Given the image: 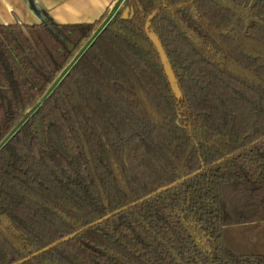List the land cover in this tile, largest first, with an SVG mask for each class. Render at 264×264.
<instances>
[{
  "label": "trees",
  "instance_id": "16d2710c",
  "mask_svg": "<svg viewBox=\"0 0 264 264\" xmlns=\"http://www.w3.org/2000/svg\"><path fill=\"white\" fill-rule=\"evenodd\" d=\"M118 1L0 23V264H264V0Z\"/></svg>",
  "mask_w": 264,
  "mask_h": 264
},
{
  "label": "crops",
  "instance_id": "0c3cea01",
  "mask_svg": "<svg viewBox=\"0 0 264 264\" xmlns=\"http://www.w3.org/2000/svg\"><path fill=\"white\" fill-rule=\"evenodd\" d=\"M43 11L58 24L90 23L97 20L114 0H35ZM122 4L116 2L115 7ZM14 15L24 23H38L26 0H0V23L14 22ZM247 251H264V222L231 226Z\"/></svg>",
  "mask_w": 264,
  "mask_h": 264
},
{
  "label": "water",
  "instance_id": "95a60500",
  "mask_svg": "<svg viewBox=\"0 0 264 264\" xmlns=\"http://www.w3.org/2000/svg\"><path fill=\"white\" fill-rule=\"evenodd\" d=\"M126 15H127V10H125L124 13H123V16H124V17H125ZM39 18H40V20H43V19H45V15H43V14L40 13V14H39ZM151 38H152V41H153L154 45L156 46V48H157V50H158V52H159V54H160V58H161L162 62L164 63V66H165V69H166L167 75H168V77L170 78V80H172V75H171V72H170V70H169V68H168V66H167V64H166V61H165V57H164V54H163L162 48L160 47V44L158 43V41H157V39H156L155 37H151ZM175 183H176V182H173V183H171V184H169V185H166V186L160 187V188H158L155 192L149 194V195L146 196V197L141 198L140 200H143V199H145V198H147V197H149V196H151V195H153V194H155V193H157V192L163 191V190H165V189H167V188L173 186ZM130 205H132V204H129V205L124 206V207H122V208H120V209H117V210H115V211H113V212H111V213L106 214L105 216H103V217H101V218L95 220L94 222L90 223L87 227H90V226H93V225H95V224H97V223L102 222L103 220H105V219L111 217L112 215H114V214H116L117 212H119V211H121V210L127 208V207L130 206ZM84 228H85V227L79 229L78 231H76V232H74V233H72V234H70V235H68V236H65V237L61 238L60 240H57V241H55V242L49 244L48 246H46V247H44V248H42V249H40V250H38V251L33 252L32 254H30L29 257H33V256H35V255L41 253L42 251L48 250V249H50L51 247L55 246L56 244H58V243H60V242H62V241H65V240L69 239L70 237H72L73 235H75V234L78 233L79 231L83 230ZM29 257H27V258H23V259H21V260H19V261H17V262H13V263H11V264H19V263L25 261L26 259H28Z\"/></svg>",
  "mask_w": 264,
  "mask_h": 264
},
{
  "label": "rangeland",
  "instance_id": "374dc122",
  "mask_svg": "<svg viewBox=\"0 0 264 264\" xmlns=\"http://www.w3.org/2000/svg\"><path fill=\"white\" fill-rule=\"evenodd\" d=\"M232 229L230 227H224L222 231V239L223 243L236 253H245L247 251V246L245 243L241 242L239 237L232 233Z\"/></svg>",
  "mask_w": 264,
  "mask_h": 264
}]
</instances>
